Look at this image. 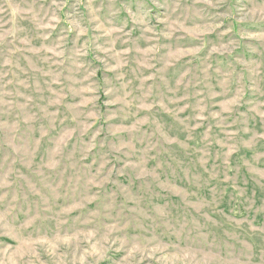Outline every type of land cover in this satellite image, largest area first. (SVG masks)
<instances>
[{
  "label": "rangeland",
  "instance_id": "1",
  "mask_svg": "<svg viewBox=\"0 0 264 264\" xmlns=\"http://www.w3.org/2000/svg\"><path fill=\"white\" fill-rule=\"evenodd\" d=\"M0 264H264V0H0Z\"/></svg>",
  "mask_w": 264,
  "mask_h": 264
}]
</instances>
